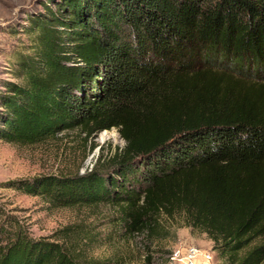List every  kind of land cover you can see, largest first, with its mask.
<instances>
[{
  "label": "trees",
  "instance_id": "trees-1",
  "mask_svg": "<svg viewBox=\"0 0 264 264\" xmlns=\"http://www.w3.org/2000/svg\"><path fill=\"white\" fill-rule=\"evenodd\" d=\"M55 2L32 20L24 84L0 93V140L116 129L125 146L105 170L14 187L58 207L118 205L127 231L150 239L166 238L162 219L179 216L231 264H260L264 0ZM0 264L81 263L62 243L18 230L0 237Z\"/></svg>",
  "mask_w": 264,
  "mask_h": 264
},
{
  "label": "rangeland",
  "instance_id": "rangeland-1",
  "mask_svg": "<svg viewBox=\"0 0 264 264\" xmlns=\"http://www.w3.org/2000/svg\"><path fill=\"white\" fill-rule=\"evenodd\" d=\"M47 2V8L54 11L55 0H0L1 94L6 83L24 84L19 64L34 53L37 30L32 20L45 15L41 3ZM235 79H240L242 86L251 82L237 76ZM90 144H95L94 150H90ZM124 146L116 129L87 140L78 131L63 132L34 145L0 140V229L5 231L0 232L2 241L20 230L34 239L62 243L81 264H176L169 261V255L182 246H194L211 255L209 262L196 264H231L212 249L205 233L185 227L179 216L162 219L166 238L150 239L127 231L118 205L58 207L40 195H29L14 187V182L42 175L105 170L111 157Z\"/></svg>",
  "mask_w": 264,
  "mask_h": 264
},
{
  "label": "built area",
  "instance_id": "built-area-1",
  "mask_svg": "<svg viewBox=\"0 0 264 264\" xmlns=\"http://www.w3.org/2000/svg\"><path fill=\"white\" fill-rule=\"evenodd\" d=\"M211 255L200 251L194 246H182L174 248L170 255L169 261L176 264H196L197 262H209Z\"/></svg>",
  "mask_w": 264,
  "mask_h": 264
},
{
  "label": "bare ground",
  "instance_id": "bare-ground-1",
  "mask_svg": "<svg viewBox=\"0 0 264 264\" xmlns=\"http://www.w3.org/2000/svg\"><path fill=\"white\" fill-rule=\"evenodd\" d=\"M101 137L103 138V134H101Z\"/></svg>",
  "mask_w": 264,
  "mask_h": 264
}]
</instances>
